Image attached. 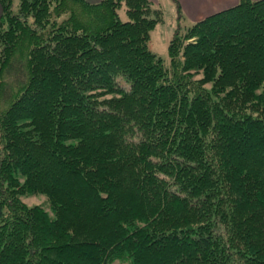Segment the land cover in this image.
I'll return each mask as SVG.
<instances>
[{
	"label": "trees",
	"instance_id": "trees-1",
	"mask_svg": "<svg viewBox=\"0 0 264 264\" xmlns=\"http://www.w3.org/2000/svg\"><path fill=\"white\" fill-rule=\"evenodd\" d=\"M14 1L0 264H264V0L177 29L168 64L150 0Z\"/></svg>",
	"mask_w": 264,
	"mask_h": 264
},
{
	"label": "rangeland",
	"instance_id": "rangeland-1",
	"mask_svg": "<svg viewBox=\"0 0 264 264\" xmlns=\"http://www.w3.org/2000/svg\"><path fill=\"white\" fill-rule=\"evenodd\" d=\"M156 6L160 7L164 12V21L159 23L152 31L149 41V46L158 56L162 57L165 63H169V43L174 37L177 29H183L186 26L201 20L193 19L191 15L187 13V9H184L180 0H150ZM19 1L15 0L13 9L15 12L18 10ZM180 5V7H178ZM123 20H128L125 6L121 7L119 11ZM204 18V17H203ZM24 200L29 205H42L49 210L46 196L44 195H31L25 197ZM114 264H126L124 262H116Z\"/></svg>",
	"mask_w": 264,
	"mask_h": 264
},
{
	"label": "crops",
	"instance_id": "crops-1",
	"mask_svg": "<svg viewBox=\"0 0 264 264\" xmlns=\"http://www.w3.org/2000/svg\"><path fill=\"white\" fill-rule=\"evenodd\" d=\"M90 3H98L101 0H88ZM239 0H180L187 13L193 19H200L213 13L222 11L236 5ZM2 12L0 5V14Z\"/></svg>",
	"mask_w": 264,
	"mask_h": 264
}]
</instances>
